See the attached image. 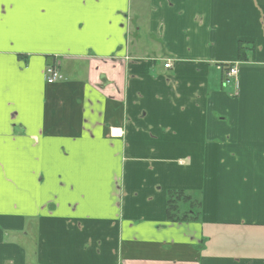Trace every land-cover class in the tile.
I'll return each instance as SVG.
<instances>
[{
  "label": "crops",
  "instance_id": "crops-1",
  "mask_svg": "<svg viewBox=\"0 0 264 264\" xmlns=\"http://www.w3.org/2000/svg\"><path fill=\"white\" fill-rule=\"evenodd\" d=\"M0 264H264V0H0Z\"/></svg>",
  "mask_w": 264,
  "mask_h": 264
},
{
  "label": "built area",
  "instance_id": "built-area-1",
  "mask_svg": "<svg viewBox=\"0 0 264 264\" xmlns=\"http://www.w3.org/2000/svg\"><path fill=\"white\" fill-rule=\"evenodd\" d=\"M171 65V59L165 63V67H169ZM46 79L48 83H55L64 79V76L59 68L58 64H51L46 67ZM239 74V68L236 64H229L226 67L224 83L228 84L231 81H235Z\"/></svg>",
  "mask_w": 264,
  "mask_h": 264
},
{
  "label": "trees",
  "instance_id": "trees-1",
  "mask_svg": "<svg viewBox=\"0 0 264 264\" xmlns=\"http://www.w3.org/2000/svg\"><path fill=\"white\" fill-rule=\"evenodd\" d=\"M189 196L185 194L184 192H175L171 193L168 198V217L169 219L173 220H188L191 219L192 217H195V212L194 211H182L180 208L181 202L183 200L187 201ZM192 213V214H191Z\"/></svg>",
  "mask_w": 264,
  "mask_h": 264
}]
</instances>
